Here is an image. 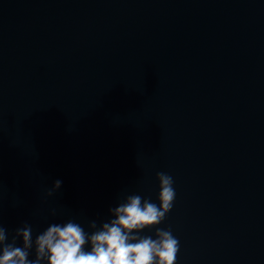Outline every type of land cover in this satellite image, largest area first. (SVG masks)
I'll return each mask as SVG.
<instances>
[{
	"label": "water",
	"instance_id": "95a60500",
	"mask_svg": "<svg viewBox=\"0 0 264 264\" xmlns=\"http://www.w3.org/2000/svg\"><path fill=\"white\" fill-rule=\"evenodd\" d=\"M159 172L175 264H264V0H0L7 242L158 205Z\"/></svg>",
	"mask_w": 264,
	"mask_h": 264
},
{
	"label": "clouds",
	"instance_id": "9594fccd",
	"mask_svg": "<svg viewBox=\"0 0 264 264\" xmlns=\"http://www.w3.org/2000/svg\"><path fill=\"white\" fill-rule=\"evenodd\" d=\"M159 204L140 195L109 210L110 219L97 229L93 221L90 234L74 220L52 223L33 240L31 225L15 231L11 242L7 230L0 226V264H175L179 240L170 229L157 227L171 211L176 198L173 178L157 173ZM57 180L48 193L61 187ZM155 228V238L141 233ZM21 245H17V241ZM35 258L30 259V254Z\"/></svg>",
	"mask_w": 264,
	"mask_h": 264
}]
</instances>
